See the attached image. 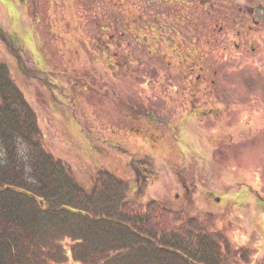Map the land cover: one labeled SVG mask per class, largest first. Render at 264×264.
Returning <instances> with one entry per match:
<instances>
[{
  "label": "rangeland",
  "instance_id": "374dc122",
  "mask_svg": "<svg viewBox=\"0 0 264 264\" xmlns=\"http://www.w3.org/2000/svg\"><path fill=\"white\" fill-rule=\"evenodd\" d=\"M128 1L127 7L135 10L137 0ZM106 3L0 0V63L34 110L44 150L61 159L86 191L96 172L108 171L126 183L129 198L138 204L156 200L188 216L212 214L216 229L233 247L248 244L253 248L248 260L264 262V140L259 137L264 135V32L257 34L255 52L218 69L219 75H225L220 88L227 92L224 102L230 112L220 114L215 129L205 133L197 123L186 124L181 130L185 138L171 129L180 166L177 151L161 138L167 135L165 130L161 129L162 136L153 143L150 137L143 139L141 132L127 131L114 122L113 112L124 108L129 98L136 100L133 91L138 81L109 80L104 63L95 64L96 80L59 63L61 47L72 68L83 72L91 68L87 58L74 51L77 40L89 42L86 24H104ZM257 77L259 86L250 93L244 82ZM237 118L249 123L237 125ZM148 131L151 137L160 134L155 127ZM256 137L260 140L250 142ZM221 145L232 147L228 150L233 156L223 155L215 161L210 153ZM133 154L146 166L144 172L134 159L133 165L129 163ZM138 174H145L147 181ZM213 196L218 200H212ZM64 244L67 248L68 240Z\"/></svg>",
  "mask_w": 264,
  "mask_h": 264
},
{
  "label": "trees",
  "instance_id": "16d2710c",
  "mask_svg": "<svg viewBox=\"0 0 264 264\" xmlns=\"http://www.w3.org/2000/svg\"><path fill=\"white\" fill-rule=\"evenodd\" d=\"M39 135L0 63V264H252L253 248L233 247L212 214L138 204L108 171L86 191Z\"/></svg>",
  "mask_w": 264,
  "mask_h": 264
},
{
  "label": "flooded vegetation",
  "instance_id": "af4514ba",
  "mask_svg": "<svg viewBox=\"0 0 264 264\" xmlns=\"http://www.w3.org/2000/svg\"><path fill=\"white\" fill-rule=\"evenodd\" d=\"M106 4L109 8L104 24H86L89 42L77 40L78 49L74 51L85 56L91 68L87 72L72 68L61 47L59 59L63 63H59L76 74H86L89 80H96L95 64L104 63L109 80L138 81L133 91L136 100L129 98L124 108L113 114L116 125L141 132L143 139L150 137L156 143L162 136L161 129L165 130L167 135L161 138L177 151L171 129L183 138L181 130L186 124L197 123L205 133L215 129L220 114L230 112L224 102L227 92L220 88L225 75H219L218 69L257 50V34L264 32V0H137L135 10L127 7L131 4L128 0H107ZM235 78L239 80L240 76L235 74ZM259 80L257 77L244 82L250 93L259 86ZM247 113L244 114L249 117ZM235 122L249 123L239 118ZM151 127L160 134L151 137ZM259 137L264 140V135ZM259 137L250 142L259 141ZM119 149L128 152L127 148ZM228 149V145L216 146L210 155L215 161L223 155L233 156L229 151L233 148ZM177 154L180 157L178 151ZM132 160L140 163L144 172L142 160L134 158V154L128 160L133 165ZM140 176L147 181L145 174Z\"/></svg>",
  "mask_w": 264,
  "mask_h": 264
}]
</instances>
